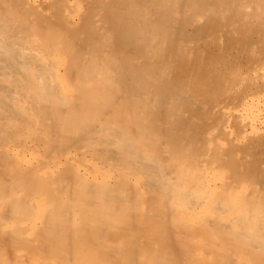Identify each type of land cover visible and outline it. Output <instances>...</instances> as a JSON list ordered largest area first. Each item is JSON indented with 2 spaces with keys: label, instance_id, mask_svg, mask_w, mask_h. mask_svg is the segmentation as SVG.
Instances as JSON below:
<instances>
[{
  "label": "bare ground",
  "instance_id": "bare-ground-1",
  "mask_svg": "<svg viewBox=\"0 0 264 264\" xmlns=\"http://www.w3.org/2000/svg\"><path fill=\"white\" fill-rule=\"evenodd\" d=\"M0 264H264V0H0Z\"/></svg>",
  "mask_w": 264,
  "mask_h": 264
}]
</instances>
